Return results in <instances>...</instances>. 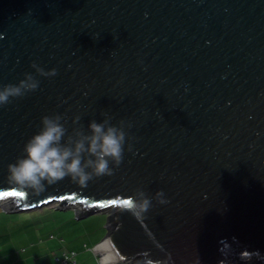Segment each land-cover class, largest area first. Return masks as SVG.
Returning <instances> with one entry per match:
<instances>
[{"label": "water", "instance_id": "95a60500", "mask_svg": "<svg viewBox=\"0 0 264 264\" xmlns=\"http://www.w3.org/2000/svg\"><path fill=\"white\" fill-rule=\"evenodd\" d=\"M33 63L57 74L38 76ZM25 73L38 89L0 106L9 213L51 203L77 207L78 219L107 212L103 238L124 264H142L144 252L264 264V0H0V86ZM52 114L69 133L105 114L125 121L124 159L87 187L65 178L13 195L7 166ZM138 187L169 203L153 200L137 221L119 202Z\"/></svg>", "mask_w": 264, "mask_h": 264}, {"label": "clouds", "instance_id": "9594fccd", "mask_svg": "<svg viewBox=\"0 0 264 264\" xmlns=\"http://www.w3.org/2000/svg\"><path fill=\"white\" fill-rule=\"evenodd\" d=\"M31 67L36 75L52 77L56 69L45 71L33 63ZM39 80L32 73H25L24 78L16 84L0 86V106L7 105L13 99L22 98L39 87ZM80 116L73 118V124L79 122ZM59 114L41 117L40 129L24 144L22 155L15 163L7 166V181L20 192L27 190L39 194L46 186L54 185L65 178L80 187H87L95 178L113 176L119 168L125 152L128 133L126 122L119 125L110 123L111 117L105 114V119L98 123L92 120L87 131L83 126L73 127L71 133L65 126L66 121ZM128 151L132 150L128 144ZM164 205L169 203L163 190L149 197L142 188H136L120 204V210L131 214L137 221H143L146 213L153 207L152 201ZM159 247V246H158ZM90 251L98 258V264H124L113 239L106 237L95 243ZM161 251H164L161 247ZM142 264H174L172 254L166 252L163 259H153L150 253L141 254ZM199 264V260H198Z\"/></svg>", "mask_w": 264, "mask_h": 264}, {"label": "rangeland", "instance_id": "374dc122", "mask_svg": "<svg viewBox=\"0 0 264 264\" xmlns=\"http://www.w3.org/2000/svg\"><path fill=\"white\" fill-rule=\"evenodd\" d=\"M57 208L58 204L51 203L34 211L13 214L5 212L8 211V206L0 202V264H10L12 257L19 260L16 252H13V255L11 253V249L14 248L13 242L10 243V238L5 239V236H8L7 233H11L12 230L33 229L35 237L30 236V240L54 245L57 239L50 240L51 234L55 235V238L56 235H63L66 245L74 244V242L80 244L85 242L91 245L104 237L106 233L104 214L97 213L78 219L75 216L79 211L77 207L63 210H57ZM87 232L90 234L86 235ZM26 235L29 237V234ZM91 255L94 258L93 253ZM47 258L52 261L56 257L49 253Z\"/></svg>", "mask_w": 264, "mask_h": 264}, {"label": "crops", "instance_id": "0c3cea01", "mask_svg": "<svg viewBox=\"0 0 264 264\" xmlns=\"http://www.w3.org/2000/svg\"><path fill=\"white\" fill-rule=\"evenodd\" d=\"M8 210V209H7ZM9 213V211H5ZM74 212V211H73ZM16 214V213H15ZM105 215V227L106 221H107V214L101 213ZM98 229L96 230V232ZM106 232V230H105ZM89 232L86 233V235ZM92 233V232H91ZM13 234V236H12ZM29 234V237L26 235ZM106 234V233H105ZM8 236H5V239L10 238V243L13 242L14 248L11 249V253L13 255V252H16V254L19 257V260H15L12 257V261L10 264H56L55 259L52 261L48 260L49 253L50 255H53L55 257H62V255L65 254H72L74 264H98V258L94 255V258L92 257L89 249L93 247L95 243H92L89 245L88 243H71L69 245L65 244L63 235H55L51 234L49 235L50 240L57 239L56 244L51 243H43V242H37L32 241L29 238L32 236L35 237L34 230L33 229H21L19 231H11V233H7ZM105 236V235H104ZM28 238V240H26ZM4 239V240H5ZM9 242V241H7ZM11 244H9L10 246ZM8 246V247H9ZM54 250V251H53ZM9 252V251H8ZM46 256V257H45ZM97 259V260H96Z\"/></svg>", "mask_w": 264, "mask_h": 264}, {"label": "built area", "instance_id": "2783aa9c", "mask_svg": "<svg viewBox=\"0 0 264 264\" xmlns=\"http://www.w3.org/2000/svg\"><path fill=\"white\" fill-rule=\"evenodd\" d=\"M58 264H74L72 255L63 254L62 257L57 259Z\"/></svg>", "mask_w": 264, "mask_h": 264}, {"label": "trees", "instance_id": "16d2710c", "mask_svg": "<svg viewBox=\"0 0 264 264\" xmlns=\"http://www.w3.org/2000/svg\"><path fill=\"white\" fill-rule=\"evenodd\" d=\"M7 206H8V210H9V211L13 209V206L11 205L10 202H8ZM13 214H15V213H13ZM79 216H80V215H79ZM79 216H78V217H79ZM64 254H65V253H64ZM68 255H72V254L70 253V254H68ZM59 258H60V257H59ZM59 258H58V257L55 258V262H56V264H58L57 259H59ZM238 264H257V262L255 261L254 258H250L248 261H242V262H239Z\"/></svg>", "mask_w": 264, "mask_h": 264}, {"label": "snow or ice", "instance_id": "6c2138e0", "mask_svg": "<svg viewBox=\"0 0 264 264\" xmlns=\"http://www.w3.org/2000/svg\"><path fill=\"white\" fill-rule=\"evenodd\" d=\"M13 195H16V196H19V197H23L24 193L23 192H16V193H13ZM111 203L116 204L117 202L116 201H112ZM119 203L123 204V203H126V201H120Z\"/></svg>", "mask_w": 264, "mask_h": 264}]
</instances>
